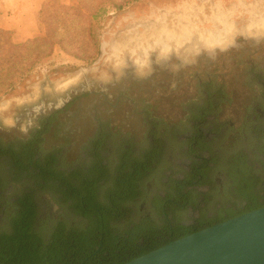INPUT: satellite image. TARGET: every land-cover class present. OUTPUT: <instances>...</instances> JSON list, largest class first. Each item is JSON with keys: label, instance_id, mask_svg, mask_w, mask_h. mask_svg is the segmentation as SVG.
<instances>
[{"label": "rangeland", "instance_id": "1", "mask_svg": "<svg viewBox=\"0 0 264 264\" xmlns=\"http://www.w3.org/2000/svg\"><path fill=\"white\" fill-rule=\"evenodd\" d=\"M212 2L219 9L235 10L232 18L239 25L249 20V7L258 3L264 7V0L54 1L55 5L78 8L77 14L70 15L58 10L62 17L59 30L74 37L78 56L67 47L56 46L49 60L13 90L0 95V140H26L41 116L86 95L60 114L44 137L43 160L56 153L54 168H44L43 172L42 168H13L10 159L0 157V233L11 229V217L19 210L22 196H32L37 209L35 227L46 240L58 224L64 223L68 229L85 228L91 219L103 215L99 213L102 210L113 214L112 228L118 231L125 229L129 220L147 213L162 221V200L172 197L173 185L187 181V166L198 164L189 149L196 123L185 118L192 117L198 104L206 102L207 85L202 82L208 80L214 81L213 86H222L224 103L210 110L206 123H198L203 143L212 140V146H206L211 150L200 151V155L207 162L218 161L217 165L226 167L213 168L205 178L214 188L208 203L178 212L177 220L192 222L199 210L207 215L219 204L242 208L247 198L241 185L235 188L238 194L230 191V178H236L240 170L233 167L242 159L254 166L264 165V155L258 153L264 150V99L259 91L254 92L258 85H252L244 75L252 66L264 73V33L257 41L246 37L225 51L205 45L200 38L192 46L197 34L213 29L219 20L212 17ZM41 22L39 12L38 31L32 37L44 34ZM188 22L193 24L194 33L180 46H171L165 57L153 31ZM15 38L20 42L28 39L20 33ZM86 48L89 56L79 51ZM197 92L202 94L196 96ZM103 124L110 131L102 150L107 168H99L105 179L91 174L96 168H83L90 162L85 147ZM154 125L159 129L154 130ZM153 130L157 131L155 136L151 135ZM130 141L134 155L129 160L144 154L142 168L119 165L126 157L121 146ZM252 170L260 174L252 188L263 186L256 192L264 196V168ZM90 176L100 180L96 195L102 210L79 212L77 195L88 187L85 182ZM132 176L136 190L133 196H126L128 191L121 189L120 182ZM114 193L117 198L112 200Z\"/></svg>", "mask_w": 264, "mask_h": 264}, {"label": "trees", "instance_id": "2", "mask_svg": "<svg viewBox=\"0 0 264 264\" xmlns=\"http://www.w3.org/2000/svg\"><path fill=\"white\" fill-rule=\"evenodd\" d=\"M54 1L46 0L40 10L44 34L20 42L15 40L11 30L0 28V95L13 90L40 64L49 60L56 46H61L65 49L67 47L71 54L78 56L75 50L78 48L74 42V37L69 34L66 37L59 30V19L62 17L58 14L59 9H62L63 12L69 15L70 13L77 14L78 8L63 4L55 5ZM49 9H51V12L48 13ZM67 32L69 31L67 30ZM84 49H79L80 53L86 52L85 55L89 56L91 54L90 50L88 48ZM82 95L86 94L83 93L76 96L63 108L40 117L38 119L39 125L32 128L26 140L20 139L16 142H4L0 140V157L10 159V165L13 168H42V172L44 168H54L57 161L56 153L51 154L53 161L46 159V156H44L43 160L42 155L45 149L42 147V144L44 137L50 132L59 114L68 111ZM210 110L212 108H200L194 112V115L192 114L191 119L201 121L204 115L209 114ZM201 127L202 125L196 123L190 139L192 142L198 139ZM158 129L159 126L154 125V130ZM154 130L151 132L152 136H155L157 133ZM202 134L204 135V133ZM109 136L110 131L103 124L98 129L95 137L85 147L89 151L90 162L85 164L83 168H96V170H91L92 175H102V171L99 168H107V165L103 162L102 150ZM133 147L134 145L131 141L124 142L121 146V151L126 154V157L119 163L122 168H139L145 165L142 158V156H145L144 154L139 158L135 157L133 161L129 160L130 155H134ZM238 165L242 166L240 170L245 176L250 170L252 171V168H245V165L248 166V162L244 159ZM133 176L130 179L126 177L125 180L123 179L120 182L121 189L128 191L126 196H133L136 190V180L134 178L136 175ZM100 177L101 179L106 178L104 175ZM99 181V179L90 176L85 182L86 187L90 186L91 188L87 187L78 193L79 212H84L85 209H92L93 211L101 209V204L98 203L96 195V187ZM251 187L248 185L247 189ZM116 194L114 193L110 198L112 200L116 199L117 196H114ZM254 194V196H252L253 194L249 195V193L243 194L245 198H252L242 210H228L227 214L221 213L219 217L200 222L197 226L182 225L172 240L264 206V196H259L258 191ZM18 203L19 210L17 209L11 217V229L0 233V264H123L170 242L162 244L154 242L136 251L129 260H125L116 253L118 247H116L115 242L119 238H116L113 231L111 233L108 231L111 218H113L110 216L112 213H108L102 209L99 213L103 212V215L100 216V214L97 219H91L88 227H71L68 229L64 223H60L54 229L50 238L46 240L35 227L37 209L32 196H22L19 198ZM86 212L84 214L89 216L88 211ZM121 234L124 235V233H119L120 236H122ZM102 235L104 244L101 242ZM109 235L111 238L114 237V239L109 238ZM100 247L101 249H99Z\"/></svg>", "mask_w": 264, "mask_h": 264}, {"label": "flooded vegetation", "instance_id": "3", "mask_svg": "<svg viewBox=\"0 0 264 264\" xmlns=\"http://www.w3.org/2000/svg\"><path fill=\"white\" fill-rule=\"evenodd\" d=\"M212 6L214 7V16L212 17H216V18L218 17L219 18L218 22L215 24V27L213 29H209L207 31H201L200 34H197L196 35L197 40L193 42L194 44H192V46H195L198 44L197 42L200 41L202 34L207 35V34H213L216 32V33L223 34L222 37L226 38L224 43H219V44L207 43V41H204L203 38L201 39V41H203L205 45H208V46L215 45L216 47H218V49L225 51L227 47H235L236 44L237 46L240 45L239 44L240 41H243L244 39H246V37H249V39L253 42L257 41L260 35L264 33V7H262L261 4L258 3V4H254L253 6L249 7L250 18L243 25H239L238 22L232 18L235 10L231 11L229 9L227 10L219 9L216 6V3H213V2H212ZM219 11L220 12L222 11L224 13L220 14L219 16ZM259 16L261 18H259ZM258 18L260 19V23L258 22ZM223 22L226 23L225 26ZM180 27L183 29H186L184 34L187 35L186 36L187 38L191 37V35L194 33L193 32L194 27L191 22H188L186 25H181L179 27H171V28H176L177 30ZM155 30L153 31L152 34L154 36V39L156 40V44H158L162 48V50L166 49L167 46H168V49L171 46L178 47L186 40L185 39V40L174 41L173 39H171V40H167L166 42H164L157 36V34H155ZM239 35L241 36L240 38H239ZM262 72L263 71L258 72V70H256V68L252 66L248 69V71L245 72L244 75L249 77V81L253 82L252 85H254V82L258 85L257 87L254 88L255 89L254 92L259 91V94L264 99V73L262 74ZM205 83L207 85L206 91L204 92L205 93L204 96L206 97V102H204L203 105L198 104V107H199L198 109L222 107V104L224 103L223 95L221 93L222 86L220 87L213 86L214 81L212 80H208L207 82H202L203 85H205ZM212 87L214 89H212ZM200 94L202 93L197 92L196 96H200ZM73 99L74 98H72L71 100ZM44 116H41V117H44ZM207 118H208V114L206 116L204 115L201 121H195V119H191V117L190 119L189 117H186L185 120L186 121L189 120L192 123L201 124L204 122L206 123ZM186 121H184L183 123H185ZM203 138H204V135L200 132V134L198 135V139L195 142H192L189 146V149L191 150L190 155L198 159V161L194 160V162H198V164H191L187 166L188 168H190L188 172L187 181L186 182L183 181V182H180V184L177 183L173 185L174 190H172L173 192L172 197L167 200H162L159 206L163 214L162 221L158 220L159 217H154L152 214L147 213L145 215H142L140 218H133L129 220L125 229L122 230L123 232L121 230L118 231L115 228H112L113 224L112 222H110L108 226L109 233L113 231L116 235V238L117 237L119 238L118 241L115 242L116 247H118V249L116 250V253H118V256H122L125 260H129L131 256L136 253V251L140 250L144 246L146 247L148 245L153 244L154 242L162 244V243L171 241L174 238V236L177 234V232L180 230L182 225L197 226L198 224H200V222L208 221L209 219H214V218L219 217L221 213L227 214L228 210H236V211L242 210L250 202V199L252 197L249 196L250 198L246 199L247 202L242 206L241 209H238L235 205H232L231 203L227 204V206H223L222 204H219L214 209L215 210L214 212L209 213L207 215H203L202 212H200L199 210V216L192 218L193 219L192 222H185V221L177 220L178 212L180 213L184 212L188 210V208L196 209L200 205L203 206L204 204L206 205L208 203L209 198L213 197L212 195L214 194V188H213V185L210 183V181H207L205 178L208 176V174L211 172L213 168H225L226 167V166L217 165L219 163L218 161L207 162L200 155V151H205L209 149L211 150L210 147L206 148L207 145L212 146V140H209L207 138L208 140L206 141H208V144H205L203 143ZM258 153L261 155H264V150L263 152L258 151ZM142 167H144V165ZM233 168H242V166L238 165V166H234ZM245 168H264V165L261 167L254 166L252 162H248V166L245 165ZM238 172L239 174L236 176V178H233V177L230 178L231 184H232L230 186L231 188L230 191L234 192V194L235 193L238 194L235 188L236 186L240 187L241 185V189L243 190V192L249 193V195L253 194L252 196H254L255 195L254 193L256 192L257 187L256 188H252V187L256 185V182L259 179L260 174L256 173L253 170L252 171L250 170L246 176L245 174L241 173V170H239ZM248 185L252 187L247 189ZM259 188L261 190L263 189V186L258 187L257 189ZM221 193L222 192L220 190L219 194L221 195ZM119 233H124V235L121 234L124 237L121 238L122 236H120ZM109 238H111L110 235H109ZM111 239H114V237ZM101 242L104 244L103 235L101 238ZM99 249H101V247Z\"/></svg>", "mask_w": 264, "mask_h": 264}, {"label": "water", "instance_id": "4", "mask_svg": "<svg viewBox=\"0 0 264 264\" xmlns=\"http://www.w3.org/2000/svg\"><path fill=\"white\" fill-rule=\"evenodd\" d=\"M123 264H264V206L172 240Z\"/></svg>", "mask_w": 264, "mask_h": 264}, {"label": "crops", "instance_id": "5", "mask_svg": "<svg viewBox=\"0 0 264 264\" xmlns=\"http://www.w3.org/2000/svg\"><path fill=\"white\" fill-rule=\"evenodd\" d=\"M46 0H0V28L11 30L14 38L34 36L39 27L38 17ZM70 2L71 0H63ZM16 39V38H15Z\"/></svg>", "mask_w": 264, "mask_h": 264}, {"label": "bare ground", "instance_id": "6", "mask_svg": "<svg viewBox=\"0 0 264 264\" xmlns=\"http://www.w3.org/2000/svg\"><path fill=\"white\" fill-rule=\"evenodd\" d=\"M221 12L219 11V16H220V14L224 13V12H222V13ZM259 18H261V17L259 16ZM259 18H258V22L260 23V19ZM223 23H224V26H225L226 23L225 22H223ZM185 31H186V29H183L181 27L176 30V28H171L168 25H165L164 28L161 29V30H159V28L156 29L155 30V34H157V36L161 40L166 42L167 40H171V39H173L174 41H176V40H185L187 38L186 37L187 35L184 34ZM223 33H224V31H223ZM222 36H223V34L215 32L213 34H207V35L202 34L201 39L203 38L204 41H207V43L219 44V43H224L225 42L226 38H224ZM167 49H168V46L166 47V49H163V52H164L163 54L165 55V57L168 54V53L167 54L165 53V51L167 52Z\"/></svg>", "mask_w": 264, "mask_h": 264}]
</instances>
